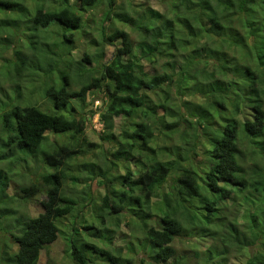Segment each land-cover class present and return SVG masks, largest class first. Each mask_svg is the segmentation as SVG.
I'll list each match as a JSON object with an SVG mask.
<instances>
[{"label":"trees","instance_id":"trees-1","mask_svg":"<svg viewBox=\"0 0 264 264\" xmlns=\"http://www.w3.org/2000/svg\"><path fill=\"white\" fill-rule=\"evenodd\" d=\"M100 1L0 0V50L10 47V36L18 33L21 21L29 19L35 29L60 28V47L70 54L74 33H84L82 12ZM113 3L110 0L109 9ZM168 7L172 15L169 10L148 8L143 26L142 19L137 24L126 12L115 14L117 21L129 26L153 27L157 37L151 42L142 38L135 52L125 30L115 27L108 36L103 34L102 40L113 46L111 56L101 67L88 69L78 90L69 89V69L54 68L49 58L39 64L37 60L32 66L49 74L41 95L52 111L20 93L5 92L0 97V161L27 163L28 157L42 152L44 165L53 169L42 174L43 185L33 183L17 194L7 192L10 179L0 170V219L16 221V230L9 231V242L16 248L3 251L0 264H37L40 253L60 234L57 219L72 213L76 202L62 194L67 178L62 168L81 151L75 135L84 136L86 123L73 113L77 108L71 101L83 106L90 94L101 102L99 111H90V116L99 114L100 139L115 147L110 161L127 162L122 165L123 175L98 168L105 181H100L104 195L99 223L104 222V213L130 211L143 231L135 243L143 254L141 264H264V0H171ZM35 39L32 35L30 48ZM231 47H245L247 53L230 54ZM11 55L0 68V92H4L3 82L10 80L8 74L20 76L28 65L20 45L11 47ZM163 56L176 57L179 63H163L162 72L145 71L144 62L155 67ZM81 60L92 61L87 51ZM71 62L69 58L66 68ZM172 82L177 86L175 94L167 87ZM116 118L121 119L117 133ZM158 128L159 134L162 129L165 135L181 132L179 143L161 146ZM47 132L71 133L75 142L46 150ZM164 154L186 164L173 183L168 180L170 164L162 160ZM130 161L137 167L135 172ZM92 166L90 174L95 172ZM166 183L174 191L153 202ZM38 195L43 197L42 211L35 216L7 204ZM84 222L86 232L97 229ZM69 230L73 234L69 256L78 264L87 262L84 248L93 249L104 264L136 261L119 254L120 248L111 251L85 241L75 224ZM178 236L192 240L189 250L194 255L189 261L177 254ZM131 243H126L130 255Z\"/></svg>","mask_w":264,"mask_h":264},{"label":"rangeland","instance_id":"rangeland-1","mask_svg":"<svg viewBox=\"0 0 264 264\" xmlns=\"http://www.w3.org/2000/svg\"><path fill=\"white\" fill-rule=\"evenodd\" d=\"M71 1V0H70ZM171 0H114L112 8L109 9L110 0H101L94 7L87 9V11L82 12L83 16V26L84 33L80 35V32H76L73 35L74 42L73 50L70 54H66L62 51L60 45V28H57L55 25H51L47 28H33L29 19H25L20 22L18 26L19 30L15 36H10V47L8 49H3L0 53V68L3 66V60L7 58H12L11 56V47L20 45L24 51L28 61L27 65L21 72L20 76H12L13 73L8 74L10 80L4 81L2 84V90L0 92V97H3L4 93H9L10 95L17 96L19 93L22 98H28L30 100H36V104L46 111H52V106L46 99L41 95L43 91L41 88L45 85V82L48 81L49 74L41 71V68L38 66H32L44 59L49 58L53 60L56 65L54 68L60 69H69L70 79H69V89L78 90L80 82L84 78V74L89 72V68L93 66L101 67L102 63L106 61L111 56L113 46L107 44L102 40L103 34L108 36L110 32L115 28H121L129 34V40L133 46V50L136 52L135 46L141 42L142 38L147 39L148 41H153V38H156V32L152 29L153 27H147L142 29L135 27L134 25H127L125 23L119 22L115 19V14L126 12L129 16H132L134 21L138 24V19L140 24L143 26L145 20L143 17L147 13L148 8L159 10V11H170L168 7ZM29 4V2H27ZM78 4V3H77ZM76 4V5H77ZM30 5L32 2L30 1ZM47 7H53L51 3H46ZM172 11L168 15L171 14ZM142 21V22H141ZM56 22H52L55 24ZM183 28V27H181ZM32 35L36 36L35 43L33 48H30V45L33 44L30 42ZM212 41V40H211ZM17 42V43H16ZM46 43V44H45ZM249 43V42H248ZM229 51L231 54L235 51V55L241 53H247V48H234ZM88 52L91 57V62H85L82 59L83 52ZM66 52V51H65ZM99 53L100 56L97 57L96 54ZM71 58V64L66 68V63L68 59ZM80 61V63H78ZM173 62L174 65L179 63V59L170 58V57H158L157 63L151 64L149 62H144V69L148 72H162L163 63ZM84 68V69H83ZM170 69V68H167ZM51 78H55V72L51 75ZM13 77V78H12ZM199 79L200 76L198 77ZM191 82V81H190ZM175 82H172L168 87V90L171 93L175 94L177 92V86ZM43 89V88H42ZM15 94H14V93ZM173 95V94H172ZM175 98V97H174ZM93 95H88L86 102L83 106L79 105L78 101L72 100L71 104L76 106V112H73L76 116L81 115L85 119V131L83 135H75L77 138L76 143H81V151L69 159L67 163L62 168L64 173L67 174V178L62 184V194L64 196L72 197L76 205L72 210V213L64 218H60L58 221V226L60 228V234L57 239L49 244L46 249H44L39 256L37 264H78L70 256V240L72 239L73 234L69 228L75 224L80 229V234L82 238L90 243H95L99 247L105 249H110L115 251L120 248L119 254L127 255L135 258L134 264H141L140 258L143 256L140 250H138L135 243H137L141 238L143 231L138 226L135 217L132 216L130 211L123 210L118 214L108 215L106 213L102 214L104 222L99 223V218H101V209L99 208L101 204V198L104 195V178L102 175H98V168L109 169V171L116 175H123L125 169L123 166L127 162L115 163L110 160L113 159L111 153L115 150L114 146L111 143L103 141L100 139L102 134V123L98 119L97 112L90 116V111L96 110L101 105L95 103ZM6 101V97H4ZM95 105H98L95 107ZM183 111V110H182ZM163 112H160L162 114ZM174 113H172L173 115ZM135 121H139L140 118H134ZM168 116L164 120H167ZM121 119H115L114 131L117 133L120 130ZM178 128V127H177ZM181 128V127H180ZM161 129H155V132L158 133L161 146L171 147L176 143H179V135L181 132L177 130L169 131L170 134H164L165 129H162V134H159ZM71 133H46L44 149L51 150L54 146L60 144H69L70 142H75V138H72ZM85 138V139H84ZM84 139V140H83ZM92 144V145H91ZM167 151L166 149L163 150ZM167 153V152H166ZM42 152H38L33 157H28L27 163L19 161V163H9L5 161H0V170L3 175H7L9 180V186L7 192L9 194H17L20 192L22 187H27L33 183L42 184V174L53 171L52 168H48L44 165L41 157ZM162 160H167L168 165L170 164V177L169 183L174 182V178L184 169L186 166L185 162L179 161L174 158L172 154H164ZM199 162L203 159L199 158ZM181 162V164L179 163ZM83 163H86V168H83ZM93 164L92 168H95V172L90 174L89 165ZM123 165V166H122ZM185 165V166H184ZM122 166V167H121ZM184 166V167H183ZM129 167L132 171H136L137 167H133L132 162L130 161ZM90 171V172H89ZM72 177H76L72 179ZM102 185L100 184V181ZM162 186L158 194L152 197V201L163 200V193L174 189L169 188L168 184ZM43 185V184H42ZM16 192V193H15ZM43 199L41 195L34 197L33 199H20L16 198L12 202H7V204L14 205L19 208L20 212L26 216H35L42 211V206L40 201ZM18 203V204H17ZM100 215V216H99ZM234 212H229V216H233ZM77 216V219L73 218ZM1 220V219H0ZM0 222V255L3 251H6L7 248L10 251L16 248L15 244L9 242V231H15L14 225L16 221L14 219H8L6 221L1 220ZM56 221V220H55ZM56 221V223H57ZM93 223L97 229H92L86 232L83 229L82 224ZM82 227V228H81ZM79 238V237H78ZM127 241H131V246L134 247L133 254H127ZM192 240L190 238L186 239L185 236H178L174 240V245L178 251V255H183L187 261L192 259L193 253L189 250ZM6 243V244H5ZM5 245H10L6 247ZM3 246V247H1ZM137 248V249H135ZM84 252L87 256V262L85 264H104L101 259V256L96 253L93 249L84 248ZM118 252V250H117ZM5 255H2V257Z\"/></svg>","mask_w":264,"mask_h":264},{"label":"built area","instance_id":"built-area-1","mask_svg":"<svg viewBox=\"0 0 264 264\" xmlns=\"http://www.w3.org/2000/svg\"><path fill=\"white\" fill-rule=\"evenodd\" d=\"M95 103L97 104V103H98V101L96 100V101H95Z\"/></svg>","mask_w":264,"mask_h":264}]
</instances>
